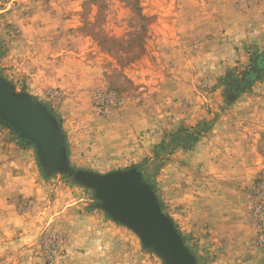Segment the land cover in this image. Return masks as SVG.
<instances>
[{
	"label": "rangeland",
	"instance_id": "374dc122",
	"mask_svg": "<svg viewBox=\"0 0 264 264\" xmlns=\"http://www.w3.org/2000/svg\"><path fill=\"white\" fill-rule=\"evenodd\" d=\"M263 53L264 0H0V77L73 168L148 175L196 264L264 263V64L229 94ZM93 203L0 123V264H164Z\"/></svg>",
	"mask_w": 264,
	"mask_h": 264
},
{
	"label": "water",
	"instance_id": "95a60500",
	"mask_svg": "<svg viewBox=\"0 0 264 264\" xmlns=\"http://www.w3.org/2000/svg\"><path fill=\"white\" fill-rule=\"evenodd\" d=\"M0 123L33 145L42 171L70 175L92 192L93 207L131 229L143 248L164 264H196L174 222L162 210L155 188L137 167L99 173L69 165L66 138L57 118L36 98L0 77Z\"/></svg>",
	"mask_w": 264,
	"mask_h": 264
},
{
	"label": "trees",
	"instance_id": "16d2710c",
	"mask_svg": "<svg viewBox=\"0 0 264 264\" xmlns=\"http://www.w3.org/2000/svg\"><path fill=\"white\" fill-rule=\"evenodd\" d=\"M258 58H259L260 60L263 58V60H264V53H263V54H259V55H258ZM57 119H58V118H57ZM58 121H59V120H58ZM205 122H206V121L201 122V123L198 124L197 126L192 127V131H191V132L186 131V132H188V136L190 137V142H189V144L187 145V148L192 147V146L196 143V141L198 140L199 135H200L201 132L208 131V129H209V125L206 126V127H204L203 129H201V126H204ZM210 125H211V124H210ZM175 146H176V139L171 138L169 141H162V142L156 144V145L153 147V153H154L155 156L160 157V156L163 155V154H161V153H163L164 151L167 152V151H166L167 149H170V150H171V149L174 148ZM143 178H144V180L151 182L152 185H153L154 188H155L154 181H153L148 175H146V174L143 173ZM155 192H156V188H155Z\"/></svg>",
	"mask_w": 264,
	"mask_h": 264
},
{
	"label": "flooded vegetation",
	"instance_id": "af4514ba",
	"mask_svg": "<svg viewBox=\"0 0 264 264\" xmlns=\"http://www.w3.org/2000/svg\"><path fill=\"white\" fill-rule=\"evenodd\" d=\"M260 64H264V60L263 58L260 60L259 58L256 59V63L254 64V69H252L251 71H248L244 74V76L242 77V79L238 82V81H233V86L230 88V96L232 98H236V91H238L240 88H243L244 86L248 85L251 77L254 76L256 77L258 72L262 70V66L259 65Z\"/></svg>",
	"mask_w": 264,
	"mask_h": 264
},
{
	"label": "crops",
	"instance_id": "0c3cea01",
	"mask_svg": "<svg viewBox=\"0 0 264 264\" xmlns=\"http://www.w3.org/2000/svg\"><path fill=\"white\" fill-rule=\"evenodd\" d=\"M264 264V263H263Z\"/></svg>",
	"mask_w": 264,
	"mask_h": 264
}]
</instances>
